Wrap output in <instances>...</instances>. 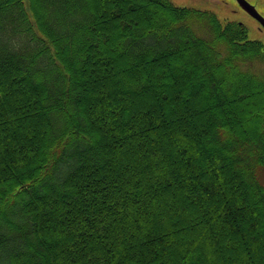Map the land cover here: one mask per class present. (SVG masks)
I'll use <instances>...</instances> for the list:
<instances>
[{"label":"trees","instance_id":"trees-1","mask_svg":"<svg viewBox=\"0 0 264 264\" xmlns=\"http://www.w3.org/2000/svg\"><path fill=\"white\" fill-rule=\"evenodd\" d=\"M0 264H264V43L172 0H0Z\"/></svg>","mask_w":264,"mask_h":264},{"label":"rangeland","instance_id":"rangeland-1","mask_svg":"<svg viewBox=\"0 0 264 264\" xmlns=\"http://www.w3.org/2000/svg\"><path fill=\"white\" fill-rule=\"evenodd\" d=\"M177 6L208 10L216 13L222 22L238 21L246 25L249 37L264 43V28L249 16L236 0H172ZM264 16V0H248Z\"/></svg>","mask_w":264,"mask_h":264},{"label":"water","instance_id":"water-1","mask_svg":"<svg viewBox=\"0 0 264 264\" xmlns=\"http://www.w3.org/2000/svg\"><path fill=\"white\" fill-rule=\"evenodd\" d=\"M238 4L252 17L257 19L264 26V17L258 13L256 8L246 0H237Z\"/></svg>","mask_w":264,"mask_h":264}]
</instances>
